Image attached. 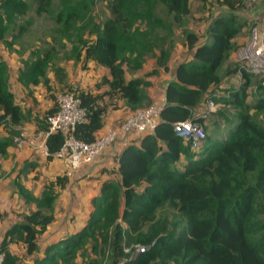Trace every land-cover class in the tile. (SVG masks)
Returning <instances> with one entry per match:
<instances>
[{"label":"trees","instance_id":"obj_1","mask_svg":"<svg viewBox=\"0 0 264 264\" xmlns=\"http://www.w3.org/2000/svg\"><path fill=\"white\" fill-rule=\"evenodd\" d=\"M109 1L111 17L103 23H95L86 15V0H65L59 14L65 27L72 18L84 19V32L81 30L77 36L81 45L78 58L83 53L84 61L108 73L98 86L106 85V91L77 90L87 118L77 125L74 134L87 143L93 142L105 126L109 107H117L122 101L134 112L151 104L145 93L148 81L140 76L128 78V69H142L145 55L155 54L157 48L161 51L158 66L169 69L164 38L156 32L161 20L154 13L155 0ZM164 1L176 20L190 13V0ZM0 2L10 20L13 14H23L28 8L23 0ZM37 2L38 11H47L53 5V0ZM220 3L226 12L211 19L204 40L196 32L186 33L185 52L191 55L177 64L175 78L166 85L165 104L155 130L136 136L120 153L119 179L102 182L100 194L92 199L86 225L49 244L43 257L32 258L34 264H61L76 258L88 244L95 254L117 256L115 264H170L178 260H186L187 264H264V235L257 234L264 231V216L259 218V214L264 215V125L242 111L234 126L229 125L222 136L209 139L206 119L197 116L228 74L241 73L244 82L240 90L233 92L232 101L238 106L245 104L253 77L241 71L237 61L236 67L221 73L239 48L238 40L249 33V23L238 17V12L247 7V0ZM44 63L38 57L28 64L21 70L20 81L25 86H46L49 78ZM254 108L264 112L263 96ZM56 111L57 98L55 108L47 110L44 117L47 129V117ZM193 118L204 125L207 134L197 151L174 131V124ZM24 120L10 89L9 67L0 61V158L7 154L12 136L18 133L13 128ZM4 131L10 137L2 136ZM62 143L60 133L48 136V160L57 156ZM67 182L66 174L57 176L45 184L39 198L27 195L36 209L6 230L0 244L3 264H20V256L9 249L13 243L25 246L26 257L40 252L38 242L54 221L58 191ZM165 205L174 210L170 222L160 215ZM137 246L150 248L133 258ZM126 248L130 252H125Z\"/></svg>","mask_w":264,"mask_h":264},{"label":"rangeland","instance_id":"obj_2","mask_svg":"<svg viewBox=\"0 0 264 264\" xmlns=\"http://www.w3.org/2000/svg\"><path fill=\"white\" fill-rule=\"evenodd\" d=\"M23 1L28 4L27 10L23 14H13L11 20L6 17L3 9L0 10V33L3 36L0 40V61L6 63L9 67L10 89L17 92L18 83L25 86L19 79L21 70H25L28 64L39 57L45 60V72L49 78L46 86L43 83L40 84H43L48 92L52 91L56 98L60 94L74 90L106 91L108 89L106 85L98 86L101 84L103 77L108 76L107 70L91 61H84L83 53L78 58L81 45L77 42V36H80L79 34L82 31L84 32L82 28L84 19L72 18L70 25L65 27V23L59 16L65 0H53V5L49 6L47 11L37 10L39 6L37 0ZM109 2V0H86V15L90 16L95 23H103L105 19L111 17L108 8ZM189 4L190 13L181 16L180 20H176L174 15L168 12L164 0H155L154 2V13L161 20L156 32L164 38L162 44L163 48L169 53L167 61L170 65L177 66L187 56L190 57L191 53L187 54L184 47L185 35L188 31L203 35L201 39L204 40L207 25L211 19L226 12V7L221 5L220 0H190ZM257 10H253L247 4V7L238 12L239 19L249 23V30L253 22L258 20L262 14L261 9ZM141 29L145 30L146 26H142ZM65 31L67 32L63 33ZM84 37H86V33H84ZM248 39L249 33L238 40L239 47L246 43ZM160 53V49L157 48L155 54L150 52L145 55L142 68L144 65L146 67L144 66L143 69L137 71L128 69V76L133 72H138L140 77L148 81V86L145 88L146 94L147 89L152 85L149 75L157 73V71L147 73L146 70L155 65L154 63L158 61L157 55ZM232 54H234V59H229L225 62L221 73H224L226 68L236 67V51ZM239 74L241 76L240 72L228 74L225 76L222 86L214 89L217 111L206 118L207 124L205 125L209 139L222 136L229 125L239 121L237 116L242 111L252 114L258 123L264 125V112L254 108L255 104L263 96L256 77L251 78V85L247 90L248 95L245 99V104L238 106L232 101L233 92L240 90L244 82L241 78V81L239 80ZM37 86L30 84L25 87L31 91L32 88ZM150 105L139 107L135 111L147 108ZM227 136H230L229 131ZM160 215L167 218L170 222L173 219L174 210L169 205H165L161 209ZM263 216V214H259V218H263ZM257 234L258 236L264 235V231H260ZM16 245L18 250H22L20 243H16ZM90 246L88 244L84 250L78 253L76 258L62 261L61 264H96L97 262H100V264H115L117 256L113 254L108 256L95 254L90 250ZM36 256L34 255L30 258L23 255L20 257V264H34L32 258ZM155 264H159V262ZM170 264L187 263L186 260H178Z\"/></svg>","mask_w":264,"mask_h":264},{"label":"crops","instance_id":"obj_3","mask_svg":"<svg viewBox=\"0 0 264 264\" xmlns=\"http://www.w3.org/2000/svg\"><path fill=\"white\" fill-rule=\"evenodd\" d=\"M258 8L261 7H254L253 10ZM231 59H234V54H231ZM186 60L187 57L180 62ZM154 64L146 70L147 73L157 71L156 74L149 75L152 85L147 89V95L151 104L163 107L165 88L167 83L175 78L176 65L168 64L169 69L164 70L157 65V62ZM137 76H139L138 72L129 76L127 74L128 78ZM240 78L239 74V80ZM11 91L15 102L25 115V120L21 125L13 128L18 133L12 136L7 154L0 158V244L7 229L21 222L25 215L36 209L35 204L26 199L27 195L39 198L47 182L66 173L61 159L55 157L48 160L47 155L40 148L44 143L43 133L47 130L44 117L47 110L55 108L56 96L52 91L48 92L43 84L29 91L18 83V91L15 92L13 89ZM132 113L133 110L125 106L122 101L118 102L117 107H109L105 114V126L99 134L113 127L117 119L126 118ZM1 134L10 137L7 131ZM135 137L133 136L132 139H136ZM135 144L138 145V142ZM123 150L122 143L117 141L106 148L93 163L82 165L75 176L68 177L66 186L58 191L54 221L41 235L38 242L40 252L35 255L43 257L44 250L49 244L61 241L86 225L93 207L92 199L100 194L102 182L119 179L118 157ZM20 244L22 250L17 249L16 243L11 244L9 249L21 257L25 253V246Z\"/></svg>","mask_w":264,"mask_h":264},{"label":"built area","instance_id":"obj_4","mask_svg":"<svg viewBox=\"0 0 264 264\" xmlns=\"http://www.w3.org/2000/svg\"><path fill=\"white\" fill-rule=\"evenodd\" d=\"M247 4L252 9L260 6L258 9H261L262 14L251 25L248 41L237 49L236 59L241 71L258 79L264 98V0H247ZM215 97L213 94L206 100L197 116L206 119L217 111ZM161 110V106L151 104L126 118H119L113 127L99 134L93 142L87 143L79 140L74 134L77 125L86 120V110L81 106L77 90L66 92L57 97V111L47 117L48 129L43 133L44 143L40 148L48 155L46 145L48 136L60 133L63 143L56 158L63 161L68 177L75 176L82 165L93 163L106 148L117 141L125 148L131 144L133 136L153 132L160 121ZM174 131L194 151L202 147L207 137L204 125L195 118L174 124ZM149 248L150 246H137L132 257L145 253ZM125 252H130V249L126 248ZM3 261L4 253L0 251V264H3Z\"/></svg>","mask_w":264,"mask_h":264}]
</instances>
